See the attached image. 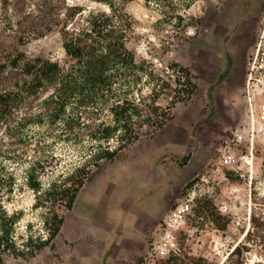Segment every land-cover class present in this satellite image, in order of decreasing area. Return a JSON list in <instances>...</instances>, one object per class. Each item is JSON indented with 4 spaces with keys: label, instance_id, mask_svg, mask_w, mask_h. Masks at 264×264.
<instances>
[{
    "label": "rangeland",
    "instance_id": "1",
    "mask_svg": "<svg viewBox=\"0 0 264 264\" xmlns=\"http://www.w3.org/2000/svg\"><path fill=\"white\" fill-rule=\"evenodd\" d=\"M118 6L132 19L127 45L145 70L132 98L150 100L157 89V104L169 118L161 128L146 127L114 160L94 169L78 194L76 215L60 203L38 207L30 176L47 190L76 172L96 143L52 124L45 101L53 87L33 93L31 79L4 68L0 205L17 217L20 246L49 237L53 206L68 216L49 246L33 256H10L6 264H168L172 258L171 264H264V228L252 222L255 212L264 218V0H131ZM63 42L59 31L0 34V57L22 52L61 61ZM181 67L191 71L193 85H182ZM184 88L192 94L182 100ZM184 202L191 213L177 231L178 252L155 253L164 220ZM152 212L158 213L154 229L142 224L150 229L142 239L122 240L139 233ZM118 236L123 243L114 246ZM240 243L248 249L234 254Z\"/></svg>",
    "mask_w": 264,
    "mask_h": 264
},
{
    "label": "trees",
    "instance_id": "2",
    "mask_svg": "<svg viewBox=\"0 0 264 264\" xmlns=\"http://www.w3.org/2000/svg\"><path fill=\"white\" fill-rule=\"evenodd\" d=\"M33 1L0 0V34L59 31L63 35L66 55L61 61L31 58L22 52L0 57V73L10 67L13 72L25 75L31 79L33 93L44 86L53 87L54 92L45 101L52 124L61 123L64 131L76 133L77 139L84 132L96 143L90 158L76 172L52 183L47 190L30 176L38 207L50 203L58 207L60 203L72 210L81 188L102 161L114 160L123 149L140 138L146 127H163L169 114L157 104V89L150 100L144 96L132 98L145 70L127 45L133 28L132 19L124 8L118 6L119 2L126 4L131 0H91L96 3L92 8L69 4L67 0ZM180 69L183 73L180 79H184L182 85H193L191 71L186 67ZM181 81L178 82L180 85ZM182 92V100L192 94L187 88ZM6 101V94H0V104ZM85 114L90 117L88 122L84 121ZM104 115H109L111 120H101ZM114 139L119 142L116 148L110 146ZM74 178L77 179L74 181ZM56 206L52 208L50 220L46 221L49 237L36 240L31 237L20 246L14 235L17 217L8 214L0 205V264H6L10 256L36 255L58 237L64 217ZM252 222L258 230L264 228V218L258 217L256 212ZM246 249V243H240L233 253L242 254ZM173 259L168 260V264Z\"/></svg>",
    "mask_w": 264,
    "mask_h": 264
},
{
    "label": "built area",
    "instance_id": "3",
    "mask_svg": "<svg viewBox=\"0 0 264 264\" xmlns=\"http://www.w3.org/2000/svg\"><path fill=\"white\" fill-rule=\"evenodd\" d=\"M262 61L264 62V52ZM233 161L232 156L225 158V162L228 165H231ZM190 213L191 204L184 202L178 204L171 214L166 217L162 227V235L160 239L153 243L155 253H161L170 257L178 252L177 231L186 224Z\"/></svg>",
    "mask_w": 264,
    "mask_h": 264
},
{
    "label": "crops",
    "instance_id": "4",
    "mask_svg": "<svg viewBox=\"0 0 264 264\" xmlns=\"http://www.w3.org/2000/svg\"><path fill=\"white\" fill-rule=\"evenodd\" d=\"M77 203H78V199H77V201H76V203H75V205H74V207H73V209L71 210V212L74 214V215H76V205H77ZM81 216V215H80ZM158 217V213H154V212H152L150 215H148V216H146L145 217V219H143V222L142 223H140V226L138 227L139 229H138V231H139V233H136L135 231H134V233H132L131 234V237H130V239H126V238H123L122 240L124 241V240H127V241H135L136 239H142L143 238V236H144V234H146L147 232H148V230H150V229H148V228H145V229H143L142 228V224L143 225H148V224H151L152 226H151V228H155V227H153L154 225V223L156 222V218ZM66 223H68V216L67 217H64V224H63V226H62V229H63V227H64V225H66ZM62 229H61V232H62ZM61 232H60V234H61ZM113 233H114V231H113ZM59 234V235H60ZM58 235V236H59ZM114 235H115V233H114ZM112 238H113V235H112ZM123 241H121V242H119V236L115 239V241H114V246L115 245H120L119 243H123ZM108 258H110L109 256H108ZM104 259V263H105V257L103 258ZM90 261H92V262H95V260L93 261V260H89L88 262H86L87 264H90L91 262Z\"/></svg>",
    "mask_w": 264,
    "mask_h": 264
}]
</instances>
